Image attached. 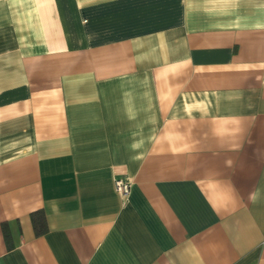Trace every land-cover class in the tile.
<instances>
[{"label": "crops", "instance_id": "0c3cea01", "mask_svg": "<svg viewBox=\"0 0 264 264\" xmlns=\"http://www.w3.org/2000/svg\"><path fill=\"white\" fill-rule=\"evenodd\" d=\"M0 264H264V0H0Z\"/></svg>", "mask_w": 264, "mask_h": 264}, {"label": "built area", "instance_id": "2783aa9c", "mask_svg": "<svg viewBox=\"0 0 264 264\" xmlns=\"http://www.w3.org/2000/svg\"><path fill=\"white\" fill-rule=\"evenodd\" d=\"M114 188L121 195L126 196L130 191V183L127 179L121 177L114 178Z\"/></svg>", "mask_w": 264, "mask_h": 264}, {"label": "trees", "instance_id": "16d2710c", "mask_svg": "<svg viewBox=\"0 0 264 264\" xmlns=\"http://www.w3.org/2000/svg\"><path fill=\"white\" fill-rule=\"evenodd\" d=\"M32 221L36 233L43 232L45 228V218L42 211H36L32 213Z\"/></svg>", "mask_w": 264, "mask_h": 264}]
</instances>
